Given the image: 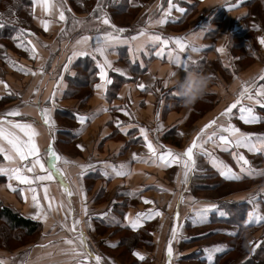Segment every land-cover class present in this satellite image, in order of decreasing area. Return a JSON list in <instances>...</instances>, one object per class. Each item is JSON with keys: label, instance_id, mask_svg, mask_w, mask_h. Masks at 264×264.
<instances>
[{"label": "crops", "instance_id": "0c3cea01", "mask_svg": "<svg viewBox=\"0 0 264 264\" xmlns=\"http://www.w3.org/2000/svg\"><path fill=\"white\" fill-rule=\"evenodd\" d=\"M78 2L64 0L62 7L67 20L59 21L58 12L47 16L39 6L33 13V4L30 0V23L35 35H28L27 32L23 38L31 40L36 45L38 58L24 56L16 49L11 48H5V55L0 53V80L6 82L9 89L17 94L8 96L7 90L3 85H0V96L4 97L0 100V113L19 107L22 113L28 115L9 117V119L36 122L35 126L41 133L37 139L43 160L45 159L44 149L52 140V136L49 135L41 121L39 108L52 107L47 100L53 92H56V106L52 112L55 120L54 147L59 154L67 157L69 161L75 162L58 163L75 193L71 198L70 205L58 180L44 182L49 185V195L54 196L57 202L63 201L67 206L63 210L50 212L46 222L31 218L35 209L32 207L31 193L27 191V185H19L25 190L24 194L28 197L25 201L19 192H12L7 188L5 177H0V203L39 224V229L31 235V238L33 237L31 241L22 243L12 251L0 247V260H4L6 264H68L70 257L60 254L59 250L68 248L69 246L64 244V240L73 239L75 234L67 231L66 228H61L60 223L64 222L67 208L71 207L74 209V217L81 220L78 227L83 228L88 237L90 248L104 258L103 264H168L166 249L171 239V230L177 224L181 226V230L178 239L172 242L171 264H184L185 262L179 261L178 258L181 256L180 250H189L182 253L189 255L190 251L197 248L199 238H208L209 240V236L214 232L213 230L201 231L210 226L209 222L212 225L215 223V214H210L208 222L194 225L189 219L192 209L204 203L218 204L217 201L220 203L246 201L244 198L264 189L262 188L264 175L245 177L240 181H229L219 175L207 157L197 156L195 158L197 171L190 177L189 183L184 185L180 182L182 178L180 166L162 168L150 162L132 160L133 153L144 157L148 155L138 127L148 129L149 139L153 143L158 141L166 148L182 152L191 144L205 124L219 117L220 113L236 100L245 83H251L264 72V45L259 42V38L264 37L262 29L264 0H243L235 7L230 6L236 4V0H176L175 3L187 11L185 14H180L174 10L172 15L178 19L163 26L155 24V21L162 15L158 10V5L167 7V0H113L110 6L105 5L104 0L102 2L99 0H78ZM98 3L102 5L104 12L108 14L114 25L127 30L122 34L124 38L135 36L140 29L147 28L149 33H159L166 37L186 36L187 41H194L197 48L207 45V48L198 52L188 53L197 63L190 64L187 71L197 70L209 75L212 78V91L204 100L198 101L194 106H182L176 95L170 94L175 93V87L171 81L177 78L182 79L187 71L166 59L161 60L149 56L140 58L146 66V68H142L139 64L130 62V53L125 45H120L115 51L108 54V59L113 61V67L124 70L126 75L121 76L116 72L109 73L113 83L108 86L106 99L102 98L94 87L100 81L96 62L92 57L78 56L74 58L70 65V71L64 72L63 66L68 62V57L74 49L91 51L89 46L77 45L78 39L86 35H98L97 29H100V32L112 30L100 23L89 29L90 21L96 20L97 14L94 13V9ZM120 5L127 7V10H135V15L128 24L114 22L110 16L109 7L114 9ZM257 10L263 14L259 16ZM41 19L52 21L47 32L40 24ZM149 20L152 21L151 24L148 23ZM75 21L80 23H75ZM249 21H251L250 24H248ZM97 22L99 21L97 20ZM202 27L206 29L203 34H201ZM16 28L17 31L13 36L9 39L1 38L0 44L8 41L13 42L17 37L15 35L19 34V27L16 26ZM61 29L64 31L62 32ZM144 39L146 38L142 37L140 40L130 41V43L132 47H135ZM235 40L242 41L243 46L247 49L246 55L234 49L238 45ZM221 46L226 49L224 54H219L215 50ZM7 56L17 64L37 72V75L33 76L18 71L10 61L6 60ZM249 59H251L250 62ZM230 61L235 64H225ZM41 66L45 69L43 75L39 74ZM158 68L162 70H157ZM171 72H175V75L169 76ZM61 76H63L62 87L58 88L57 84ZM72 78H82L81 84L72 83ZM86 79L91 80L90 86L83 85ZM165 81H167V87H165ZM139 83L150 87L142 91L137 87ZM259 83H264V81H259ZM36 89H39L38 93L35 91ZM71 91L85 92L89 95L83 102H79L76 96L67 95ZM242 103L249 104L250 102L244 100ZM101 108L109 110L97 111ZM60 109H69L73 113V117L70 119L72 127L70 125L66 127L64 122H61L62 125L57 124L58 111L66 112ZM120 109L127 111L130 115H124V111ZM256 111L258 115L264 116V109L257 106ZM92 113H96V115L86 122L83 132L78 134L77 129L81 125L74 114L90 115ZM157 113H159V117H157ZM62 117L64 118V115ZM117 120L125 126L131 124L138 127L129 129L126 135L116 127L115 121ZM228 122L224 117H220L217 121L218 124L225 125ZM231 123L245 133L264 135V122L244 124L239 119L238 109L233 110ZM159 125L163 126L162 129L155 131ZM213 130H215V126L208 129V133ZM179 133H183V135ZM77 145H82L84 150L82 151ZM206 147L234 171H240V165L233 159L231 152L221 151L211 143ZM232 151L243 153L256 170H264V154L251 153L243 148L232 149ZM102 162L114 165L125 163L131 170V175L105 177L103 175L105 168ZM0 165L16 166L5 161L2 155H0ZM78 165H94L95 167L89 169L81 178L79 176L81 169ZM45 166H47L46 162ZM36 174L44 173H41L37 168ZM193 181L195 182L192 186L194 195L191 193ZM219 181H222V186L224 184L245 185L231 191L227 196L215 197L210 194L206 196V193L214 192L220 186ZM12 183L14 186L16 185L15 181ZM155 185H160L168 191H161ZM36 187L41 202L46 206V202L43 201L42 189L39 185ZM81 190L87 197L86 203L91 217V228L86 222L88 217L82 211L84 201L81 197ZM131 193L136 194L132 195ZM181 195L184 196V203L179 204L177 209ZM144 198L154 201V204L143 203ZM259 198L262 200L263 195ZM191 199L199 201L200 204H192ZM149 209H158L163 215L152 220L142 221L143 226L137 230L128 226L127 218L134 219L137 213L146 212ZM177 210L180 213L179 221L174 219ZM109 211L111 217L115 218L114 222L110 223L109 219L97 218L100 214ZM71 223L72 216H69L67 221L69 227ZM133 233H135V239L129 240ZM187 236H192V238L184 239ZM42 244L49 246L38 247ZM110 244H115L116 247H111ZM224 245V242L220 243V246L224 247ZM134 251L143 254L145 259L139 260L133 255ZM196 252L197 250L192 252V257H195ZM49 253L51 255H48ZM202 256L204 257V253ZM14 259L13 263H7L8 260ZM196 262L199 264L200 260L196 258Z\"/></svg>", "mask_w": 264, "mask_h": 264}, {"label": "snow or ice", "instance_id": "6c2138e0", "mask_svg": "<svg viewBox=\"0 0 264 264\" xmlns=\"http://www.w3.org/2000/svg\"><path fill=\"white\" fill-rule=\"evenodd\" d=\"M33 4V13H35V8L39 6L42 11L47 16H52L54 12H58V20L66 21L67 17L65 11L63 10L64 0H31ZM243 0H236V4L230 7H235L242 3ZM158 10L161 11V18L155 21V24L161 26L173 22L178 18L173 17L172 13L175 10L180 14H185L186 9L184 7L178 6L175 0H167V7H162L158 5ZM96 13V19L101 25H106L111 28V31L100 32L96 36H82L76 41L77 45H86L91 47V51L88 50H73L71 55L68 57V62L64 64L63 71L69 72L70 65L74 58L78 56H90L96 62V67L98 69L97 75L99 77V83L95 84V89L102 98L106 99V93L108 91V86L113 83L110 78V72L119 73L121 76L126 75L125 71L122 69H117L113 67V61L108 59V54L115 51L120 45H125L128 47L131 60L133 64H139L140 67L146 68L143 61L140 59L142 56H149L153 58H159L161 60H167L168 62L184 68L186 71L190 64H196L197 61L192 60L191 56L188 55L189 52H198L203 48H207V45H202L197 48L195 45L187 41L186 36H164L163 34H152L149 33L147 28L140 29L138 34L130 38H124L122 34L127 30L124 28H118L114 25L106 12H104L102 5L97 4L94 9ZM52 21L49 19H41L40 24L45 32L50 28ZM75 23H80L75 21ZM149 24L152 23L151 20L148 21ZM7 24L0 20V29H3ZM203 27L201 28V34L205 31ZM63 32L64 29H61ZM19 35L16 39L19 40L17 47L24 48L25 51L29 52L31 58H38V52L36 45L33 44L31 40L21 39L25 35L24 29L18 30ZM28 35H35L34 33H27ZM142 37L146 39L142 43L132 47L130 41L140 40ZM91 42V43H90ZM259 42L264 45V37L259 38ZM47 47V45H44ZM174 46V47H173ZM217 53L224 54L226 49L221 46L215 49ZM99 57V59H98ZM13 66L20 72L25 74H31L33 76L37 75V72L26 68L23 65H19L14 61H10ZM227 67V66H226ZM45 69L41 66L39 74L43 75ZM74 75V74H73ZM175 72L169 73V76H174ZM155 79V78H154ZM259 81H264V72L251 83H245L241 91L238 93L236 100L229 105L220 116L211 120L209 123L205 124L203 128L200 129L199 133L192 140L191 144L182 152L175 151L171 148H166L164 145L153 143L149 139L148 129L144 127H138L137 125H123L121 121H115L116 127L124 134H128L129 129L138 127L140 136L143 138L144 147L147 149L148 155L146 157L139 156L133 153L132 160H141L145 163H152L162 168H170L174 165L180 166L182 168V178L181 183L187 185L189 183L190 177L197 171L196 167V157L205 156L208 158L209 162L214 168L217 169L219 175L229 181H240L245 177H253L264 175V170H256L251 166L250 161L245 157L243 153L232 151V149H246L251 153L264 154V135H258L254 133H245L241 131L240 128L236 127L231 123L233 117V110L238 109L239 119L243 121L244 124H259L264 122V116L258 115L256 108L264 109V83H259ZM63 76L60 77L57 87H62ZM0 85H3L4 89L7 90L8 96H15L16 93L9 89V86L3 80H0ZM137 87L144 91L148 87L144 83H139ZM165 87H167V81H165ZM37 93L39 89L35 90ZM176 95V93H170ZM57 93L53 92L51 96L48 97L47 102L52 105V107H42L39 108V114L43 125L47 128L49 135L52 136V140L47 144L44 149L45 159H41V147L38 143V137L41 135L37 127L36 122H26L23 120H12L9 117H24L27 113H22L19 107L0 113V155L3 156L5 161L9 164H14V167H7L0 165V177H5L7 180V188L12 192H19L20 195L25 199L28 197L24 194L25 190L20 188L19 185H27V191L31 193L32 207L35 209L32 219L40 220L46 222L48 220V215L52 211H60L65 209L67 206L63 201L57 202L54 196L49 195V185L44 182H51L58 180L62 188L63 194L68 198L69 205L71 204V198L75 194L67 182V177L58 166L59 162L64 164L75 163L74 161H69L67 157L62 156L57 152L54 147L55 142V120L53 119L52 112L56 106L55 98ZM4 97L0 96V100ZM247 100L249 104H243L242 101ZM27 103V102H25ZM109 109L101 108L97 111H108ZM124 111L123 109H120ZM96 113L90 115L74 114L75 118L78 120L81 127L77 129V133L83 132L86 122L90 121ZM124 115H130L127 111H124ZM159 117V113H157ZM220 117H224L229 122L225 124H218L217 121ZM215 126V130L208 133V129H212ZM162 125H159L155 131H160ZM183 135V133H179ZM214 144L221 151L231 152L233 159L238 165H240V171H234L229 165L225 164L222 160L216 157L213 152L209 151L206 147L207 144ZM82 151L83 146L77 145ZM45 162L47 166H45ZM105 168L103 175L108 178L112 177H123L131 175V170L128 165L121 163L119 165L110 164L107 162H102ZM81 171L79 176L82 178L84 174L89 170L94 168V165H78ZM37 168L41 173L36 174ZM110 170V171H109ZM13 181L16 185H13ZM36 185L43 191V201L41 202V197L38 192ZM151 187V186H146ZM161 191H168V189L163 188L160 185H155ZM143 190V189H141ZM135 195L136 193H131ZM264 195V189L259 193L250 194L246 199L247 203L252 205V210L247 213V218L244 221L245 226L251 225H261L264 224V214L261 213L260 204L257 202L260 196ZM81 197L84 201L82 206V211L86 217H88V227L91 228V217L89 216V210L87 207V197L83 194L81 190ZM145 204H154V201L147 198L143 199ZM184 203V196L181 195L179 204ZM192 204H200L199 201L191 199ZM171 207V204H169ZM218 212L220 215H227L220 210V206L214 203H204L200 204L199 207H194L191 211L189 219H191L194 225L203 224L208 222L210 214ZM74 209L71 207L67 208V212L64 217V222L60 223L61 228H66L67 231L75 234L73 239H65L64 244L68 245V248L60 249V254L70 257L68 264H103L104 258L96 254L89 246L88 237L86 236L83 228L78 226L81 224V220L74 217ZM163 213L158 209H149L146 212L137 213L134 219H128V226L133 230H137L142 227V221L152 220L156 217H161ZM69 216H72V223L69 227L67 224ZM97 218L109 219V222H114L115 218L111 217V213L105 212L100 214ZM180 213L179 210L176 211L174 219L179 221ZM181 230L180 225H174L171 230V239L168 242L166 255L168 257V264H171L173 258V248L172 242L177 240ZM235 235L236 233H231ZM252 243V242H250ZM262 242H256L252 248V252L261 246ZM49 245H38V247L46 248ZM111 247H116L115 244H110ZM225 249L220 245H214L211 247H205L202 249L204 253V258L207 264H213L215 257L218 253L223 252ZM48 255H51L49 253ZM139 260L143 261L145 256L139 252H133ZM0 264H6L4 260H0Z\"/></svg>", "mask_w": 264, "mask_h": 264}, {"label": "rangeland", "instance_id": "374dc122", "mask_svg": "<svg viewBox=\"0 0 264 264\" xmlns=\"http://www.w3.org/2000/svg\"><path fill=\"white\" fill-rule=\"evenodd\" d=\"M95 1V0H94ZM100 2H102V0H99ZM126 1V0H125ZM176 1V0H175ZM76 3H79L78 0H75ZM113 0H104V4L110 6L112 4ZM9 3V2H8ZM138 4V1H137ZM30 5V4H29ZM77 8V7H76ZM110 9V16L112 17V19L114 20V22L120 23V24H128V22H131L132 17L135 15V10L131 9L130 11L127 12H118V13H113L112 9L109 7ZM264 12V11H263ZM263 12H258V15L260 16L261 14H263ZM7 13V14H6ZM6 16L2 17L0 14V19L3 18L2 20L4 22H6L7 24H11V25H15L19 27V29H24L25 33H33V26L30 23V9L29 6H22L19 9H15L14 7H10V10H6L5 11ZM4 14V15H5ZM254 17V16H252ZM262 18L264 20V16L262 15ZM252 19V18H251ZM91 23L88 24L89 29L91 28V26H95L97 23V19L94 20V22L90 21ZM251 21L248 22V24H250ZM262 29L264 32V25H262ZM19 35V34H18ZM15 35V36H18ZM21 39H24L23 37H21ZM26 41V40H25ZM237 41V44L234 49H237L238 52H240L241 54L246 55L247 53V49L243 46L242 41L239 40H235ZM19 43L18 39H14V41L10 42H2L0 44V53L2 55H5V48H11V49H16V51L20 52L21 54H23L24 56H31L29 52L25 51L24 48H20L17 47V44ZM7 61H12V59L7 56L6 57ZM251 61V59H249V62ZM227 65H234L235 62L230 61V63H225ZM232 68V67H231ZM82 78H76L77 81H80ZM115 79V78H114ZM87 93L82 92V93H71V96H76L79 99V102L81 101V99H83L86 96ZM199 109V108H198ZM60 110H64L66 112H59L57 113V124L58 125H62L61 122H64L66 127H69V125L72 127L71 121L70 119L73 117V113H71L69 111V109H60ZM202 110H205L204 108H202ZM64 115V118L62 117ZM196 116V114H194ZM63 118V119H61ZM73 131V130H71ZM220 186L217 187V189L214 190V192H209L206 193L205 195H211V196H215V197H220V196H224L229 193H231V191L239 189L240 187L244 186L245 184H224L223 186L222 181H219ZM195 184V182L193 181V183L191 184V193L192 195L195 194L194 189H192V186ZM264 188V186L262 187ZM257 191V190H255ZM254 191V192H255ZM259 193V192H258ZM233 199V198H232ZM242 199V198H241ZM241 199H237V200H241ZM260 204V210L261 213L264 214V195H263V199L261 200V198H258L257 201ZM218 205L220 206V210L223 211L224 213L227 212L228 216L229 214H236V212H249L252 210V205L248 204L247 211H244L243 209H238L235 204H221L220 201H217ZM216 215L218 216L219 213L215 212ZM247 217V215H246ZM246 218H244L242 220V222L245 221ZM210 224V222H209ZM208 225V224H207ZM208 230H213V234H211L209 236V240L208 238H199L197 241L198 245L197 248L194 250H197L195 257H192L193 254L192 251H190L189 255H183L182 253H186L189 250H180V254L181 256L178 257L179 261L181 262H185L184 264H198L196 262V258L198 259L200 256H202L203 252L202 249L205 247H211L214 245H220L221 242H224V249H226L227 246H230V244H233V248H235L234 251H223L221 253H223V255H220L221 253H218L216 256H223L221 258H218L217 260L219 261V264H264V224L258 225L257 228L254 231H250L247 232L244 229H240L239 226H237L236 224H234V222L229 223V224H223L221 220L216 219V224H210V226H208V228H206L204 231L201 232H206ZM222 230V231H221ZM225 230H228L229 233H233L235 232L236 234L233 236L234 239H236V241H231V238L226 234H225ZM15 231L12 230L10 231V237H7L6 240L1 239L0 238V247L7 250V251H12L13 249H15L17 246L21 245L22 243H25L27 241H31V237H29L28 235H25L24 232L18 233V237L17 239H15L14 237ZM188 238H192V236H187L184 239H188ZM206 240V241H204ZM226 241V242H225ZM252 242V243H250ZM256 242H262L261 246L255 251V253L252 252V248L254 247V244ZM182 246V243H181ZM190 248V247H188ZM229 249V247H228ZM229 251V252H228ZM183 256V257H182ZM190 256V258H189ZM185 258V259H183ZM15 261L12 260H8L7 263H13ZM199 264H207L206 261H201Z\"/></svg>", "mask_w": 264, "mask_h": 264}, {"label": "trees", "instance_id": "16d2710c", "mask_svg": "<svg viewBox=\"0 0 264 264\" xmlns=\"http://www.w3.org/2000/svg\"><path fill=\"white\" fill-rule=\"evenodd\" d=\"M29 4H30V0H0V14L2 17H5L7 14V13L5 14V11L10 10V7H14L15 9H19L22 6H25V7L29 6ZM130 10L131 9L127 10V7L122 6V5H120L117 8L112 9L113 13L127 12ZM2 19L3 18H1L0 20H2ZM15 31H17V28L15 27V25L7 24V26L5 28L0 29V39L1 38H3V39L11 38L13 36V34L15 33ZM71 82L75 83L76 85H80L82 81L81 80L77 81L76 79L72 78ZM90 84H91L90 79H86V82L83 83V85H86V86H90ZM71 93L75 94L77 92L71 91L67 95L70 96ZM87 95H89V93H87L86 96ZM85 97L83 99H81L80 102H83ZM226 203L228 205L229 204H235L236 206H238L237 207L238 209H243L244 211L248 210L247 201H229V202H225V203H221V204L226 205ZM213 214H215V223L214 224H216V219L221 220L223 224H229V223L234 222V224L239 226L240 229H244L247 232L254 231L258 226V225H251V226H245L244 225V222H242V220L244 218H247L246 217L247 212H236V214H232V215L229 214L228 216H226V215L222 216L220 214L217 216L215 212ZM210 224H211V222H210ZM38 229H39L38 222L33 221L29 218H25L22 215H20L18 212H16L15 210H13L7 206H4L3 204L0 203V238L1 239L6 240L7 237H10V231H12V230L15 231V234H14L15 239H17V237H18V233H21V232H24L25 235H28L29 237H31V235L34 234ZM225 234H226V236L228 235L231 238V241H236L237 238L234 239V237H233L234 235L229 233L228 230H225ZM134 235H135V233L131 234L129 237V240L135 239ZM232 246H233V244H230V246H227L225 251H227V250H229L231 252L234 251L235 248H233ZM228 247H229V249H228ZM220 255H223V253H221ZM221 257H223V256H221ZM221 257L216 256L213 264H219V261L217 259L221 258ZM198 259L200 260V262L206 261L203 256H200Z\"/></svg>", "mask_w": 264, "mask_h": 264}, {"label": "clouds", "instance_id": "9594fccd", "mask_svg": "<svg viewBox=\"0 0 264 264\" xmlns=\"http://www.w3.org/2000/svg\"><path fill=\"white\" fill-rule=\"evenodd\" d=\"M193 45L194 41H190ZM162 70V69H157ZM171 83L175 87L176 97L181 101L182 106L191 107L198 101L204 100L212 91V78L197 70L187 71L182 79H174Z\"/></svg>", "mask_w": 264, "mask_h": 264}]
</instances>
